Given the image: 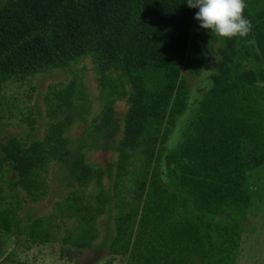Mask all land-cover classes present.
I'll use <instances>...</instances> for the list:
<instances>
[{
    "label": "trees",
    "instance_id": "trees-1",
    "mask_svg": "<svg viewBox=\"0 0 264 264\" xmlns=\"http://www.w3.org/2000/svg\"><path fill=\"white\" fill-rule=\"evenodd\" d=\"M255 5L244 12L250 34L228 39L201 28L199 9L187 0H0V95L8 81L90 55L103 101L89 122L87 91L75 75L55 93L43 139L0 140V176H16L9 193L0 186L2 234L32 245L61 240L73 259L93 247L106 214L109 263L122 255L133 264H236L250 188L264 171V1ZM210 62L213 85L192 105L184 71L200 75ZM119 99L129 104L123 125L115 117ZM77 119L88 122L74 139ZM178 125L184 138L171 148ZM98 149L117 153L111 167L88 160ZM53 162L70 189L53 215L76 221L63 236L51 215H20L22 201L47 196ZM126 177H133L128 188ZM91 184L98 190L86 194ZM14 256L0 264H24Z\"/></svg>",
    "mask_w": 264,
    "mask_h": 264
},
{
    "label": "rangeland",
    "instance_id": "rangeland-1",
    "mask_svg": "<svg viewBox=\"0 0 264 264\" xmlns=\"http://www.w3.org/2000/svg\"><path fill=\"white\" fill-rule=\"evenodd\" d=\"M263 1L246 0V8H250L253 14L257 7L256 5L254 7V4ZM219 44H221V41L218 42ZM215 72L216 69L213 67L212 62L205 67L200 75L184 71L190 83V104L196 106L197 101L201 98V90H206L213 85V74ZM75 75L80 76L87 91L90 109L85 116L90 122L94 116L100 113L103 101L100 98L99 74L94 67L91 56L87 55L73 62L64 70L55 69L52 72L41 73L26 80L8 81L0 95V140L7 139L11 134L27 138L30 141L43 139L48 122L54 119L50 112L53 104H55V93L68 85L75 78ZM128 106L129 104L124 99H119L115 103V117L122 125ZM87 120L77 119L69 135L74 139H78L85 129ZM184 128L185 126L178 125L173 132L168 142L171 148L177 147L183 140V132L186 129ZM87 156L92 164L105 167L110 166L118 157L116 152L105 149L88 151ZM46 176L47 196L36 203L30 202L28 199L22 201L20 215L24 218L28 214H31L34 218L51 215V218L59 224V231L56 234L63 236L74 228L75 218L63 219L58 210L55 215L53 213L56 211V203L63 199L70 189L61 180L62 168L58 163L53 162L50 164ZM130 176L134 175L130 172L127 177ZM161 176L163 182L170 186L172 177L166 174L165 170L161 171ZM260 176H262L261 179L252 184L250 188L252 202L248 210L236 264H264V171L261 172ZM15 177L14 173L11 176H0L2 194L9 193L6 185L9 179ZM132 178L125 180L127 188L132 186ZM104 182L109 186L114 184L107 176H105ZM119 187L126 188L123 185ZM97 190V187L91 184L86 188V194H95ZM21 194L26 195L24 192ZM8 200L10 198L2 201V205L7 203ZM117 211V209L114 210V212ZM98 221L99 238L95 241L93 247L85 249L82 253L80 250V253L78 252L73 259H70L67 254H63L65 244L61 240L32 245L25 240L24 236L18 234L4 235L0 230V261H8L9 256L14 251V260L24 264H133L129 256L122 255L117 256L113 263H109L112 255L105 244V237L108 232V216L103 214ZM114 224L115 222L111 221V227H114Z\"/></svg>",
    "mask_w": 264,
    "mask_h": 264
},
{
    "label": "clouds",
    "instance_id": "clouds-1",
    "mask_svg": "<svg viewBox=\"0 0 264 264\" xmlns=\"http://www.w3.org/2000/svg\"><path fill=\"white\" fill-rule=\"evenodd\" d=\"M187 4L199 9L195 19L200 22V27L216 36L247 37L252 31V23L244 15L246 0H187Z\"/></svg>",
    "mask_w": 264,
    "mask_h": 264
}]
</instances>
